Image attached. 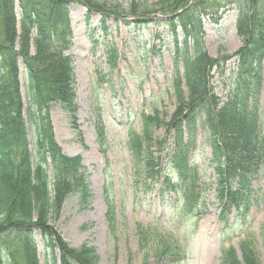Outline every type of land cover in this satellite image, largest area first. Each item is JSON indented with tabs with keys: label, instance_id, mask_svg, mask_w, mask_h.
<instances>
[{
	"label": "trees",
	"instance_id": "1",
	"mask_svg": "<svg viewBox=\"0 0 264 264\" xmlns=\"http://www.w3.org/2000/svg\"><path fill=\"white\" fill-rule=\"evenodd\" d=\"M139 1L124 8L105 0H0V264H40V254L47 264L96 263L92 248H71L48 224L68 195L77 194L84 205L88 198L81 159L61 154L51 140L50 110L58 107L70 120L77 110L73 60L65 55L71 35L70 4L85 9L86 25L91 17H98L103 39L111 36L107 22L117 25L131 16L133 40L140 38L138 31L156 27L153 39L173 56L177 107L165 125L171 139L165 156L169 173L161 167L162 158L150 151L152 127L159 123L157 113L141 115V134L128 136L137 161L134 170L142 182L175 193L179 186L185 187L182 207L186 209L191 199L186 184L192 186L197 180L191 154L202 135L216 174L220 220L227 223L232 212L239 218L248 212L255 195L252 182L259 171L264 178V133L258 105L264 0H164L153 10L159 18L149 16L146 0ZM226 11H235L234 28L243 43L232 55L212 58L202 51L198 39L204 22L218 25ZM93 34L89 29L86 32L95 43ZM136 44L142 60L159 53L148 40ZM104 55L106 76L111 77L122 57L114 47L106 48ZM230 61L234 73L229 78H235L237 88L221 100L213 81L226 79ZM246 79L254 81L245 85ZM98 117L93 128L103 146L105 135ZM163 143L157 146L162 149ZM251 255L243 250L238 263L230 253V264H258Z\"/></svg>",
	"mask_w": 264,
	"mask_h": 264
},
{
	"label": "rangeland",
	"instance_id": "2",
	"mask_svg": "<svg viewBox=\"0 0 264 264\" xmlns=\"http://www.w3.org/2000/svg\"><path fill=\"white\" fill-rule=\"evenodd\" d=\"M105 1L124 8L130 2L142 3ZM161 1L164 0H146L145 7L151 18H159L153 10ZM84 14L83 7L70 4L71 35L65 55L73 60L77 110L70 120L60 108L53 107L50 122L54 147L65 156L81 159L88 198L84 205L77 194L68 195L61 202L58 215L48 224L71 248H92L95 264H230V253L241 263L243 250L251 252L255 263L264 264L262 172L252 182L255 195L246 215L241 214L239 218L232 212L227 223L220 220L222 206L215 195L216 174L210 162V149L202 144V135H198L196 150L191 154L190 165L196 171L197 180L192 186L186 184L191 198L186 209L182 207L185 187L179 186L177 196L171 193L163 196L155 183L144 184L142 176L135 173L137 161L128 136L130 132L141 134V115L157 113L159 123L152 127L150 151L162 158L160 164L165 167L171 143L165 125L177 107L172 86L173 56L165 45L159 46L153 39L152 34L158 33L156 27L138 31L140 38L133 40L129 33L130 26H134L131 16L117 25L114 21L107 22L111 36L103 39L98 17H91L86 25ZM235 20V11H226L218 25L205 21L203 34L198 39L202 51L212 58L235 53L243 43L234 28ZM88 29L94 32L95 43L86 36ZM145 40L154 43L159 53L147 54L142 60L136 43ZM110 47L116 48L122 59L117 64V72L107 77L104 54ZM260 66L258 105L264 133V60ZM225 70L224 81H213L221 100L237 88L235 78H229L233 77L234 62L230 61ZM253 81L246 79L243 83L248 85ZM182 89L185 93L184 86ZM96 116L105 135L103 146L93 128ZM163 140L161 149L157 143ZM164 172L169 173V169L165 167ZM39 256V263L47 264Z\"/></svg>",
	"mask_w": 264,
	"mask_h": 264
}]
</instances>
